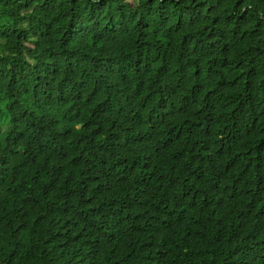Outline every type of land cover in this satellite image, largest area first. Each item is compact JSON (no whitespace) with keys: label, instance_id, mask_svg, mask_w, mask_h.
<instances>
[{"label":"trees","instance_id":"1","mask_svg":"<svg viewBox=\"0 0 264 264\" xmlns=\"http://www.w3.org/2000/svg\"><path fill=\"white\" fill-rule=\"evenodd\" d=\"M0 264H264V0H0Z\"/></svg>","mask_w":264,"mask_h":264}]
</instances>
